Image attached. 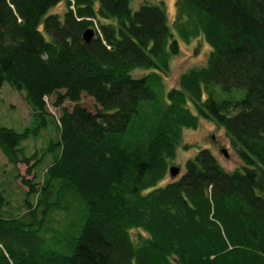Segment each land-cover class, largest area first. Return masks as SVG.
<instances>
[{"label":"trees","instance_id":"1","mask_svg":"<svg viewBox=\"0 0 264 264\" xmlns=\"http://www.w3.org/2000/svg\"><path fill=\"white\" fill-rule=\"evenodd\" d=\"M132 2L0 0V93L6 81L24 91L40 125L49 97L75 103L62 107L43 185L23 177L22 215L2 213L0 190V264H264V0H178L172 24L164 1ZM197 38L212 48L206 64L167 89L172 58ZM214 83L245 93L220 98ZM202 119L225 128L243 165L201 147L161 184ZM30 136L0 123L11 163L32 166ZM56 210L83 214L72 252L47 244L67 225L46 235Z\"/></svg>","mask_w":264,"mask_h":264},{"label":"rangeland","instance_id":"2","mask_svg":"<svg viewBox=\"0 0 264 264\" xmlns=\"http://www.w3.org/2000/svg\"><path fill=\"white\" fill-rule=\"evenodd\" d=\"M147 0H133V9H138L142 3ZM152 2L164 1L166 4L170 23L172 24L177 14L178 0H148ZM66 3L61 2L58 6L52 9L63 13L66 10ZM211 46L203 39H194L191 43L182 42L181 51L175 55L171 61V68L164 79L166 88L177 86L180 76L183 72L193 66L206 64ZM148 72L144 68H137L133 71L135 76H140ZM217 95L220 98L243 97L245 90L241 88H234L231 92L224 91L221 84L214 83ZM0 123L7 127H12L18 131H24L27 127L31 129V136L24 140L23 146L27 155H36L31 160L32 166L25 163L15 165L11 163L3 150L0 148V190L3 191L7 204L4 207L3 214L5 216H20L24 213L25 200L28 196V186L23 183V177L33 178V181L38 182L39 186L43 185L47 167L53 161L54 151H49L48 146L51 140H58L60 137V117L62 114V107L72 109L75 105L74 102L69 100L65 101L61 106L55 104L56 97L51 96L48 98V110L52 114L48 119V123L40 125L34 115L33 110L25 98V92L16 89L10 82L6 81L0 93ZM81 103L89 109L96 111L98 105L95 99L84 93ZM184 144H189L191 147L185 148ZM201 147L210 148L220 159L221 163L228 170L236 169L243 165L242 160L239 158L232 146L230 139L227 137L224 127L217 126L214 122L202 119L198 128H186L184 133V143L178 148L176 159L172 165H177L181 168L180 174L172 177L169 174L161 184L178 178L186 168L187 160L194 156ZM226 148L229 155L223 152ZM40 158L37 164V159ZM42 158V160H41ZM36 159V160H35ZM39 160V159H38ZM36 161V162H35ZM31 166L32 173L27 174V169ZM36 197L33 195L32 200ZM76 209V208H75ZM67 225L62 235L56 234V238L47 241L56 248H61L66 252H72L77 237L80 235L81 225L83 223L80 210H72L70 214H66L64 210H56L49 222V231L46 235L52 236L57 230L60 231ZM132 234L136 240L138 230H132Z\"/></svg>","mask_w":264,"mask_h":264},{"label":"water","instance_id":"3","mask_svg":"<svg viewBox=\"0 0 264 264\" xmlns=\"http://www.w3.org/2000/svg\"><path fill=\"white\" fill-rule=\"evenodd\" d=\"M94 35H95V30L93 28L87 29L84 32V38L86 39V41H90ZM222 150L227 156L229 155L226 148H223ZM180 171H181V168L177 165H172L170 167V173L172 177H176L180 173Z\"/></svg>","mask_w":264,"mask_h":264}]
</instances>
